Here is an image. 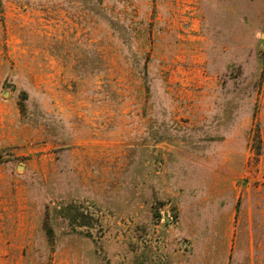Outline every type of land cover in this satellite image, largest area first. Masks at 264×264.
Wrapping results in <instances>:
<instances>
[{
    "label": "rangeland",
    "instance_id": "obj_1",
    "mask_svg": "<svg viewBox=\"0 0 264 264\" xmlns=\"http://www.w3.org/2000/svg\"><path fill=\"white\" fill-rule=\"evenodd\" d=\"M0 264H264V0H0Z\"/></svg>",
    "mask_w": 264,
    "mask_h": 264
}]
</instances>
